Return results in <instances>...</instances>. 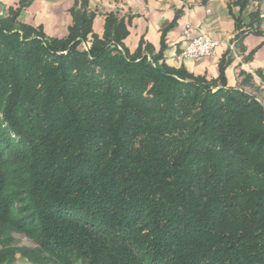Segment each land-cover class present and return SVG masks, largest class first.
<instances>
[{
  "label": "trees",
  "instance_id": "16d2710c",
  "mask_svg": "<svg viewBox=\"0 0 264 264\" xmlns=\"http://www.w3.org/2000/svg\"><path fill=\"white\" fill-rule=\"evenodd\" d=\"M28 2L0 14V264H264L250 75L228 86L227 53L207 79L130 52L124 19L99 37L87 0L49 37L18 21Z\"/></svg>",
  "mask_w": 264,
  "mask_h": 264
},
{
  "label": "crops",
  "instance_id": "0c3cea01",
  "mask_svg": "<svg viewBox=\"0 0 264 264\" xmlns=\"http://www.w3.org/2000/svg\"><path fill=\"white\" fill-rule=\"evenodd\" d=\"M19 2L0 0V11L9 6L17 7ZM76 3L79 6L80 0H29L21 9L18 21L40 27L49 37L62 38L68 34L72 23L70 9ZM86 8L94 13L92 31L99 37L106 15L113 12L124 19L128 33L123 42L130 52L140 41L147 43L153 54L161 50V60L166 64L183 67L194 75L216 78L219 60L227 53L230 58L224 69L227 85L238 87L243 79L240 71L249 74L250 86L244 88L264 104V0H249L244 8H240L236 0H87ZM256 10L261 20L250 28V14ZM187 21L218 41L212 57L199 60L180 57L184 45L181 32ZM240 29L245 30V34L238 40L236 34ZM14 264L34 263L17 256Z\"/></svg>",
  "mask_w": 264,
  "mask_h": 264
},
{
  "label": "built area",
  "instance_id": "2783aa9c",
  "mask_svg": "<svg viewBox=\"0 0 264 264\" xmlns=\"http://www.w3.org/2000/svg\"><path fill=\"white\" fill-rule=\"evenodd\" d=\"M2 10L0 11V14ZM184 45L180 50V57L199 60L212 57L215 53L218 41L197 30L196 26L187 21L181 32Z\"/></svg>",
  "mask_w": 264,
  "mask_h": 264
},
{
  "label": "rangeland",
  "instance_id": "374dc122",
  "mask_svg": "<svg viewBox=\"0 0 264 264\" xmlns=\"http://www.w3.org/2000/svg\"><path fill=\"white\" fill-rule=\"evenodd\" d=\"M22 243L27 245L29 242L25 239H22Z\"/></svg>",
  "mask_w": 264,
  "mask_h": 264
}]
</instances>
